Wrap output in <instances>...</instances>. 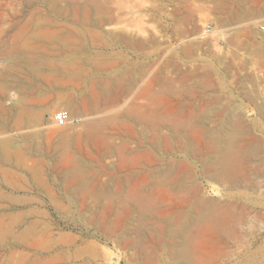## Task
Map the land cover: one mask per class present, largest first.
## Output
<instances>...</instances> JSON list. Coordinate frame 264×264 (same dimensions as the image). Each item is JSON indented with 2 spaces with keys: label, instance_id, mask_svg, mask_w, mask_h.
<instances>
[{
  "label": "rangeland",
  "instance_id": "obj_1",
  "mask_svg": "<svg viewBox=\"0 0 264 264\" xmlns=\"http://www.w3.org/2000/svg\"><path fill=\"white\" fill-rule=\"evenodd\" d=\"M88 1L0 0V133L11 156L6 160L0 153V264L144 263L128 246L137 240L132 231L138 215L130 205L116 204L130 199L142 170L128 173L116 153L102 158L95 146L79 147V118L65 105L55 106L54 114L65 110L71 116L70 125L56 127L47 109L62 98L84 109L82 116L116 119L103 133L113 134L119 144L130 127L143 130L126 112L134 103H147L137 97L146 84L147 97L160 101L159 113H170V120L198 130L193 118L184 117L190 109L194 117L202 109L211 115V105H205L216 100L213 113L220 118L208 129L231 118L245 132L243 145L256 156L246 163L247 179L236 190L206 179L200 159L188 156L195 167L189 182L198 184L202 199L231 202L245 212L236 238L190 229L189 248L192 257L221 252L216 264H264V114L255 74L264 64L256 63L253 70L247 50L262 36L255 25L264 22V13L239 12L263 0H95L94 6ZM207 21L220 32L205 36ZM140 70L145 76L134 78ZM113 82L116 97H93ZM201 84L209 90L201 91ZM38 113L41 126L29 129L37 124L27 116ZM142 133V139L129 140V148L142 146L147 153L150 132ZM187 140L197 144L190 135ZM159 153L153 169L186 156ZM74 163L84 187L68 176ZM177 207L176 201H166L147 213L144 222L154 233L145 242L164 230L156 213ZM148 250L149 264H168L161 248Z\"/></svg>",
  "mask_w": 264,
  "mask_h": 264
},
{
  "label": "bare ground",
  "instance_id": "obj_2",
  "mask_svg": "<svg viewBox=\"0 0 264 264\" xmlns=\"http://www.w3.org/2000/svg\"><path fill=\"white\" fill-rule=\"evenodd\" d=\"M88 3L94 6L95 0H89ZM256 3L253 1V6L246 10L244 8L239 9L240 15L248 16L251 13H264V0L260 6ZM219 10L221 13L222 9ZM255 28L262 36L258 38L255 46L247 48L250 57L249 62L253 70H255L256 63L264 64V22H259L255 25ZM215 32L220 31L216 29ZM260 72L261 69L255 72L257 81ZM139 76L144 77L145 72L140 70L133 74L134 78ZM115 85L116 82L103 84L100 89L101 94H96L93 97H116L112 93ZM200 90L203 92L209 90L208 84H201ZM150 91V84H146L143 93L137 97L146 99L147 103H134L130 110L126 112V116L129 117L133 125L141 126L143 130H149L148 146L150 151L147 153H143L144 147L142 146H137L132 150L129 148V140L136 139V137L141 138L143 130L136 132L134 128L130 127L127 130V132H130L129 135L127 136L124 133L121 142L115 144L112 141L114 135L103 133V130L115 122L116 119L98 122L91 117L92 114L82 116V110L84 109H80L78 104L67 102L62 98L57 99L56 103L49 107L47 111L53 117L55 106L65 105L71 115L79 118L76 121L79 124V137L77 138L79 147L88 151L90 146H95L102 158L116 153L119 158V165L123 166L128 173H134L138 169L142 170V176L131 188L130 199H117L116 204L121 206L128 204L138 215L139 224L132 231L137 240L130 242L128 246L136 251L135 253H137L139 260L144 262L143 264H149L151 261V251L148 249L151 250L154 247L157 248V246L163 250L168 264H216L221 255V252H216L217 250L205 254L206 258L196 252L193 253L192 257L189 248L191 241L188 234L189 230H211L215 238L221 237L223 234L236 238L245 212L244 210L238 211L237 207L231 202L220 204L214 199H202L199 196L200 188L198 184L189 182L191 172L195 171V167L193 162L191 163L188 160L190 159L188 156L200 159L199 172L206 179L219 185L226 184L231 190H236V187L244 186L243 184L247 179L246 163L256 156V151L248 150L243 145L244 141L241 138H243L245 132L239 129L235 119L225 118L215 129H208L209 124L219 117L218 114L213 113L218 112L215 111L218 105L216 100L205 105V107L211 105L213 115L202 109L194 117L196 111L194 109L188 111V115L184 118L188 116L194 119L193 123L198 127V130H194L181 119L170 120V113H159L161 103L160 101L158 103L157 100L159 106L157 103H152L153 97H147ZM260 101V112L264 114V100ZM19 109L21 111L25 110L21 106ZM27 118L29 122L32 121V123L37 124V126H31L29 129L37 130L41 126L40 113L31 117L27 116ZM68 124L70 125V123ZM164 130L167 133L164 134ZM189 135L196 139V145L189 144L187 140ZM4 136V133H0V153L6 160H9L11 156L7 152L8 140ZM68 148V145H64V150ZM161 151L166 154L177 151L186 156L179 161L166 160L164 166L153 169L158 164L154 154L160 155L159 152ZM65 159L66 162H69L70 157L65 155ZM78 164L74 163L71 166L68 176L81 187H84L86 180ZM153 177H156L154 182L151 180ZM211 190L217 193L220 192L219 188L211 187ZM166 201H176L178 207L168 213H156L164 224V230L160 234L156 233L155 237L151 238L152 242L147 243L145 242L147 239L145 236L154 233V231L146 226L144 222L146 215L149 211L160 208ZM170 216H175L177 219H170ZM163 233H165L164 240L161 237Z\"/></svg>",
  "mask_w": 264,
  "mask_h": 264
},
{
  "label": "built area",
  "instance_id": "obj_3",
  "mask_svg": "<svg viewBox=\"0 0 264 264\" xmlns=\"http://www.w3.org/2000/svg\"><path fill=\"white\" fill-rule=\"evenodd\" d=\"M217 26L214 21H207L203 27V34L205 36L212 35L216 31ZM259 83V94L264 100V69L258 75ZM53 123L56 127H64L68 123H71L70 115L68 111L60 110L56 112L53 116Z\"/></svg>",
  "mask_w": 264,
  "mask_h": 264
}]
</instances>
